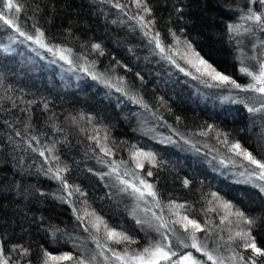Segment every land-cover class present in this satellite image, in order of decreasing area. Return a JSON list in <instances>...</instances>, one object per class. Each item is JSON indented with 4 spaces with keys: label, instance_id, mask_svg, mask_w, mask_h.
I'll return each instance as SVG.
<instances>
[{
    "label": "trees",
    "instance_id": "trees-1",
    "mask_svg": "<svg viewBox=\"0 0 264 264\" xmlns=\"http://www.w3.org/2000/svg\"><path fill=\"white\" fill-rule=\"evenodd\" d=\"M17 2L24 4L26 11L20 15L22 28L32 32V25L36 24L50 44L72 48L74 65L31 42L20 43L23 37L0 22V245L10 264L28 261L41 264L45 249L54 255L95 257L92 264H114L111 252L105 250L100 255V249L76 219L73 208L83 209V201L110 225L136 239L137 243L128 246L130 251L140 250L156 239L151 229L136 223L130 189L121 190L124 185L117 179V173H111V161L119 165V174L134 170L155 186L160 206L151 198L153 207L165 220L178 219L170 212V202L183 204L190 218L202 224L208 222L206 226L218 234L217 239L222 236L226 241L229 228L234 232L248 226L242 223L238 226L235 216L229 218L231 225L220 224L224 210L217 207L211 196L217 193L254 219L252 236L259 247H264V192L249 178L241 177L246 168L251 171L254 166L234 155L216 137L217 131L227 133L229 141H239L257 158L264 157L261 138L264 110L248 111L249 107L256 108L249 100H254L249 91L209 88L163 59L154 44L149 43L150 37L131 19L144 15L134 0H118L123 10L113 6L116 0ZM147 3L156 22L155 31L161 33L166 43L171 42L169 29L186 37L218 70L241 85L248 84V76L239 71L242 48L252 49L255 56L256 49H260L262 57L253 63V70L264 60V30L252 21L240 19L249 0H147ZM37 6L39 11L33 16ZM252 7L256 11L264 9L259 3ZM237 23L251 31L241 29L239 34H230L227 25ZM92 43L102 45L103 56L91 49ZM4 47H9L11 53L4 52ZM80 54L88 62L96 61L94 68L87 64L90 71L105 76L92 79L83 71L85 60H76ZM247 63L251 61L243 60V66H248ZM105 77L110 83L105 82ZM117 77H123V82ZM117 86L123 91H117ZM132 97H142L148 108ZM29 114L32 126L25 130ZM208 125L214 126V130L207 136L199 135ZM17 130L20 136L16 135ZM105 133L114 152L110 156L90 139L102 138ZM33 135L39 142L30 141ZM29 142L45 150L47 160L39 152H33ZM48 148H53V152L49 153ZM135 149L152 152L155 161L150 163L141 157L144 169H137L131 159ZM57 165L67 166V172L61 175L85 195L74 193L67 198L71 203L60 199L67 197V193L51 174H45L49 167L55 170ZM148 170L152 176L146 175ZM124 178L133 179L131 175ZM185 179L190 181L187 187ZM210 208L216 211H209ZM178 211L184 214L185 210ZM14 245H23L30 254L23 256L19 250L11 251ZM113 246L118 251L124 248ZM232 247L250 254V250L245 252L236 244ZM175 250L192 251L203 259L191 248ZM219 254L225 257V264H235L227 259L233 255L227 246ZM258 264H264V257Z\"/></svg>",
    "mask_w": 264,
    "mask_h": 264
},
{
    "label": "snow or ice",
    "instance_id": "snow-or-ice-1",
    "mask_svg": "<svg viewBox=\"0 0 264 264\" xmlns=\"http://www.w3.org/2000/svg\"><path fill=\"white\" fill-rule=\"evenodd\" d=\"M104 2H112V0H104ZM136 7L140 9L144 15L133 16L131 19L137 21L143 34L149 38V43L154 44L155 49L159 50V54L163 59H166L171 64H173L180 72L184 73L186 76L192 77V79L203 83L209 88H231L239 89L241 91H253L260 93L264 96V60H260L258 67L254 70L249 66H243V60H241L242 66L239 71L250 77L251 81L247 85H241L237 80L233 79L230 75L223 73L218 70L208 59L201 55L197 51L192 43L180 34L169 29V35L171 36V42L166 43L165 38L161 36L159 31H155V19L152 15V9L148 6L147 0H134ZM259 3L261 8H264V0H249L246 6V12L241 15L240 19L246 21H252L257 26L264 30V11H256L253 9L252 5ZM113 6L123 10L124 6L121 5L118 0L113 3ZM39 11V6L33 9V16ZM180 11V9H177ZM244 11L243 9L241 10ZM26 14L25 6L22 3L17 2V0H0V22L3 23L8 29L18 33L19 37H23L20 43L31 42V44L36 45L40 49H44L46 52L51 53L54 57L59 58V60L64 61L68 65H74L73 59V49L70 47H64L61 45H53L47 41L45 32L36 24L32 25L34 31H25L21 26L20 15ZM33 17H29L32 19ZM241 29L245 32L251 31V28H244L241 24H228L227 30L230 34H239ZM14 39V38H13ZM2 47V46H0ZM91 49L98 52L99 55H104V50L102 45L99 43H92ZM3 51L6 53H11L9 47H4ZM35 51V49H33ZM39 55V53H37ZM85 60V66H83V71L92 76V79H100L105 76L104 73L96 74L89 70L87 64L90 63L92 67H95L96 61H87V57L80 54L76 56V60ZM251 59V58H250ZM183 61V64L180 63ZM55 62V61H53ZM119 64V61L116 62ZM139 75V74H137ZM118 81L123 82V77H117ZM143 79V77H141ZM105 82L110 83L105 77ZM117 91H123L119 86L116 88ZM125 95H128L125 92ZM136 103H140L144 108H148V104L143 101V98L132 97ZM32 103V102H29ZM15 106V105H13ZM47 108V104H45ZM264 110V103L261 104L259 109L249 107V112ZM25 111L26 109H21ZM83 119V117H80ZM75 117L73 120L75 121ZM180 118L177 117V120ZM31 116L28 115V121L25 123V130L31 127ZM214 130V126L208 125L205 130H201L199 135L207 136L209 132ZM16 135L20 136V131H16ZM223 136V139L220 137ZM216 137L220 140V143L225 145L231 152L236 156L242 157L249 165L254 166L251 171L247 168L245 169L249 178L255 177L259 181H264V157L257 158L251 151L242 147L239 141H229L227 133L216 132ZM90 139L95 140L96 146L99 147L100 151L106 156L113 155V149L109 147L107 141L108 136L105 135L100 138L98 136L90 137ZM38 141V137L33 135L30 137V141ZM29 148L33 152H39V155L45 157V150L33 147L31 142H29ZM49 153L53 152V148H48ZM141 157L146 159L148 162L155 161V155L152 152H144L140 149H135L131 152V159L135 162L137 169H144V163L141 162ZM59 160V157H54ZM121 163H126L121 161ZM111 173H117V179L124 185L122 191L131 190L130 194H135L138 199H146V197H151L156 205L160 206V200L158 199V193L155 190V186L149 183L144 177L140 176L134 170L132 172L125 171L123 174H119V165L115 161L110 162ZM67 166L61 168L59 165L56 166L55 170L49 167L46 170V175L51 174V178L60 182L62 189L67 193V197L60 196V199L67 200L73 196L74 193H79L81 196L85 195L79 187L69 185L67 179L61 175L62 172H67ZM111 173H105L109 175ZM131 175L133 179H125L124 177ZM147 176H152L151 170L146 172ZM244 175V173H241ZM138 182V183H137ZM185 187L190 183L189 180H184ZM260 188L261 192H264V184L256 185ZM214 201L217 202V207L224 210L223 215L220 216V224L231 225L232 221L229 219L231 216L238 218L239 223L247 225L246 228H238L233 232L232 228H229V235L225 241L222 236L218 237V234L212 233L211 230L206 226L208 222L202 224L196 218H190V214L185 205L176 204L175 202H170L169 208L172 215L178 217L175 220H165L163 215H158L153 212L152 216L157 221L155 225V232L158 234L159 239L150 241L148 246L143 247L140 250H129V245L137 243L136 239L129 235L125 230H118L117 227L110 225L100 214L95 212V210H90L87 206V202L82 203L85 207L81 210L73 208L74 213H76V219L81 222L83 230L89 233V237L95 243L96 248L100 249V255H104L105 250L111 252L112 257L118 264H225V257L219 254L221 248L227 246L233 255L227 259L234 261L235 264H258L260 258L264 257V247H259L256 243L255 237L252 236L251 225L254 223V219L245 216L244 212L235 208L228 201H224L217 193H211ZM67 202L71 203L70 200ZM211 203V201L209 202ZM176 209L177 211H172ZM180 209H184V214H181ZM161 211H163L161 209ZM209 211H216V208H210ZM86 221V223H85ZM136 223L143 226L147 221L137 219ZM177 225L179 227H177ZM151 227V224H149ZM182 230V232H181ZM223 231V229H221ZM198 233H203V236H199ZM215 245V247L210 246V242ZM222 241V243H221ZM237 241L239 243L237 244ZM233 244L237 247L243 248L245 252H249V255L237 252ZM113 245H124L122 251H118ZM194 249L196 253H200L202 257L206 259H201L193 254L192 251L188 252H178L175 249ZM23 256L30 254V250L25 248L23 245H14L11 251H17ZM176 258L174 260L173 258ZM95 257H87L84 255H78L73 257L70 253H63L59 255H54L47 251L46 249L42 251L41 264H63V262H72V264H92ZM108 257L105 256V260ZM0 264H10V260L5 256L3 246L0 245ZM27 264H31L28 261Z\"/></svg>",
    "mask_w": 264,
    "mask_h": 264
},
{
    "label": "rangeland",
    "instance_id": "rangeland-1",
    "mask_svg": "<svg viewBox=\"0 0 264 264\" xmlns=\"http://www.w3.org/2000/svg\"><path fill=\"white\" fill-rule=\"evenodd\" d=\"M262 11H264V9ZM241 47H245V46L241 44ZM241 53H242V60H245V62L251 61V63H247L249 67H253L254 66L253 63L255 64V62L257 61V58L262 57V53L260 49H256V56H255V51H253L252 49L248 50L247 48H242ZM246 57L248 58L246 59ZM257 67H258V64H257ZM250 82H252L251 78L247 77V83H250ZM249 93L250 95L254 97V100L252 98L249 99L250 102H254L256 105V108L259 109L261 107V104L264 103V96H262L260 93L253 92V91H249ZM261 113L264 116V111H261ZM261 138H262L263 146H264V120H263V132L261 134ZM241 177L249 178L247 173H245L244 175H241ZM249 179L257 185L261 184V182H259L255 177H252ZM132 199H133V206H132L133 213L135 214V216L140 220L147 221V223H145L143 226H145L148 229H151L156 235V239H159L158 234L154 230L157 221H155V219L153 218L152 213L153 212L157 213V212L154 209L155 205L153 204L151 197H146V199L141 200V199H138L135 194H132ZM149 224H151V227H149ZM239 225L240 223L238 222V226ZM203 259H206V258L203 257ZM114 264H118V262L114 260Z\"/></svg>",
    "mask_w": 264,
    "mask_h": 264
}]
</instances>
